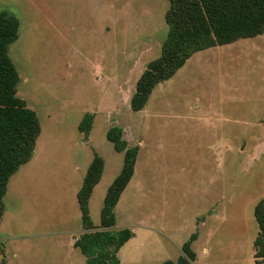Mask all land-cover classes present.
<instances>
[{"label":"rangeland","instance_id":"obj_1","mask_svg":"<svg viewBox=\"0 0 264 264\" xmlns=\"http://www.w3.org/2000/svg\"><path fill=\"white\" fill-rule=\"evenodd\" d=\"M169 0H0L19 19L10 56L17 96L41 122L33 159L11 178L0 264H87L78 193L96 155L105 162L90 198L100 225L124 154L135 173L115 208L133 238L120 264L176 263L193 235L191 264H256V203L264 198V34L193 55L159 84L144 110L131 99L168 33ZM93 115L89 137L79 126Z\"/></svg>","mask_w":264,"mask_h":264},{"label":"trees","instance_id":"obj_2","mask_svg":"<svg viewBox=\"0 0 264 264\" xmlns=\"http://www.w3.org/2000/svg\"><path fill=\"white\" fill-rule=\"evenodd\" d=\"M166 13L168 33L160 57L151 62L136 84L131 109H145L154 89L170 80L198 52L233 44L264 34V0H169ZM20 21L0 11V226L5 212L4 198L11 178L29 163L35 154L42 126L37 113L17 96L20 75L10 56L18 40ZM94 116L86 115L79 129L86 138ZM107 139L118 153L124 154L121 173L110 187L101 211L100 225L90 216V198L102 179L105 162L96 155L78 193L83 233L74 247L86 257L87 264H120L118 254L132 238L129 229L117 231L115 208L135 173L138 147H130L124 130L113 127ZM258 235L254 242L256 264H264V198L254 208ZM193 235L183 247L184 257L176 263L191 264L196 257L191 249ZM0 244V252H3Z\"/></svg>","mask_w":264,"mask_h":264}]
</instances>
